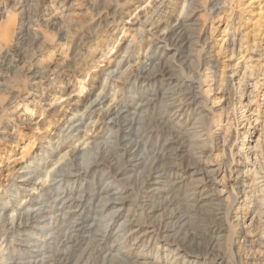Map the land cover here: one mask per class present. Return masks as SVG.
Returning a JSON list of instances; mask_svg holds the SVG:
<instances>
[{
  "label": "bare ground",
  "instance_id": "1",
  "mask_svg": "<svg viewBox=\"0 0 264 264\" xmlns=\"http://www.w3.org/2000/svg\"><path fill=\"white\" fill-rule=\"evenodd\" d=\"M80 1L85 13L79 21L47 20L42 0H16L12 10H0V144L15 145L7 155H20L13 161L12 171L0 167L1 173L8 172L5 183L0 181L5 188L0 204V264H249L246 257L261 246V236L250 239L240 228L242 220L236 213L243 192H231L225 201L219 190L221 168L212 158L216 151L227 148V141L213 132L215 113L202 94L204 71L214 65L206 49L205 32L208 19L225 10L221 8L223 0H156L154 10L143 16L136 15L139 6L131 9L133 0H115L112 4L108 0ZM170 5L182 9L175 21H166L164 10ZM125 19L132 21L128 31L133 28L136 37L103 71L99 65L111 45L108 29ZM43 27L47 31L39 38ZM21 36L24 40L35 37L27 52L17 46ZM57 37L71 41L74 56L66 58L62 69L53 71L44 60L50 58ZM99 45L104 51L98 59L83 55L86 48L97 49ZM154 50L162 59L152 61ZM142 52L143 60L134 64ZM16 63L22 65L20 72ZM166 63L174 83L164 93V111L172 115L179 112L176 124L165 119L159 126L154 119L153 96L139 101L129 116L119 107L121 96L126 95L123 88L106 101L107 87L104 91L97 87L95 93L91 88L84 96L73 98L75 94H67L63 86L68 82L70 65L78 74L77 82H83L89 73L99 74L108 84L121 85L133 78L138 83L152 80ZM4 73H17L20 84L1 88ZM32 106L42 117L21 120L17 109L23 107L27 113ZM77 109L79 120L66 123ZM126 116L130 119L128 131L134 130V134L122 143L121 117ZM53 118L59 125L49 132ZM185 121L181 142L169 156L174 134ZM81 124L82 132L74 139L79 142L70 149L71 145L65 147ZM24 125L34 127L36 133L47 130L49 135L35 148L40 138L32 132L35 141L21 151L19 143L24 135L20 128ZM154 137L158 142L155 150ZM42 144L47 151L42 152ZM228 151L233 155L232 149ZM90 155L93 158L85 162L83 157ZM102 156L110 163L94 174L101 167ZM136 168L142 172L131 184L136 188V200L124 214L121 211L127 206L116 205L124 200V189L117 183ZM176 172L190 175L171 179V184L162 188L165 176L171 178ZM170 189L177 199L183 194L188 215L197 224L183 241L165 229L166 219L159 211L172 200V194H156ZM89 210L92 213L87 219Z\"/></svg>",
  "mask_w": 264,
  "mask_h": 264
},
{
  "label": "rangeland",
  "instance_id": "2",
  "mask_svg": "<svg viewBox=\"0 0 264 264\" xmlns=\"http://www.w3.org/2000/svg\"><path fill=\"white\" fill-rule=\"evenodd\" d=\"M114 1L108 0L110 4ZM223 1L221 8L225 10L219 15L215 14L211 19L207 18L209 21L205 32L206 49L211 54L214 65L204 71L203 81L206 82V85L203 86L202 94L207 97V107L215 113L213 132L216 135L225 136L227 141V148L224 151L223 148L216 151L212 158L214 165L221 168L217 177L220 183L219 190L222 191V197L225 201H228L231 192L233 193L238 189L243 192L239 197L240 210L236 213L238 218L242 220L240 228L243 229L248 238L257 240L261 236L262 241L258 250L255 249L254 253L248 254L245 261L250 262L249 264H260L261 261H264V0ZM15 2L16 0H0V10L4 7H6L4 11L12 10ZM4 3L7 6H4ZM156 4V0H133L130 6L132 10L139 6L136 15L143 16V14L151 13ZM42 6L46 10L47 20L57 17L60 18V21H79L85 13L80 0H42ZM181 10L180 8L175 10V6L170 5L164 10L167 17L166 21H175ZM196 17L198 19L195 23H201L199 15ZM131 22L129 19H125L123 22L119 21L115 26H110L108 32L109 35L113 36H109L111 37V45L105 51V57L100 63L99 69L106 70L108 62L117 55L126 52L129 40H132L137 34L133 28L128 31L130 27H133ZM97 28L92 29V32L95 33ZM45 30L47 31L43 27L41 32H38L39 38ZM32 37L25 39L23 49L20 47L22 52H27L30 49L29 45L31 46L35 42V37ZM70 42L68 39L60 40L57 37L53 48L49 51L51 54L49 60H44L45 65L53 71L62 69L66 65V58L74 56V53H71L73 46L69 45ZM102 48L101 45L97 46V49L86 48L83 55H91L98 59L101 56L99 53L102 54L104 51ZM143 54L144 52L135 57L134 64L143 60ZM16 65V70L20 72L22 65L19 63ZM2 76L4 81H1V88L4 89L17 86L21 82L17 73L15 75L14 73H4ZM95 77V74L86 73L83 79V87H86L77 88L79 94H75L73 98L84 96L83 93L87 94L94 84ZM69 83L68 80L67 84H63L68 91L67 94L72 91ZM239 91L244 93L243 96H240ZM116 93L117 91L112 92L113 95ZM120 96L121 94L117 97ZM34 109L32 106L26 113L23 107H20L17 109V113L21 115V120L40 119L42 117L41 112H38L39 110L34 111ZM18 115H13V118H18ZM6 121V119L3 120L4 123ZM58 125L59 121L55 118L51 128L48 129L49 132L56 130ZM33 128L26 125L20 128L24 135L23 140L21 139L19 143L21 151L29 142H33L34 139L31 138L34 137ZM49 132L47 130L34 132L40 138L37 143L35 142V148L40 146V142H44L43 137H47ZM78 142L71 143L69 149ZM14 146L11 143L0 144V167H8L9 171L15 167L13 161L20 157L18 154L13 157L12 153L7 155L11 148H13L12 150L15 149ZM228 148L232 149L233 155L229 154ZM92 156L83 157V159L88 162L93 158ZM138 172L140 173L141 170L136 168L133 173L128 174L130 176L133 174L135 176L132 177L133 179L126 175L117 183L124 189L121 196L122 200L124 198V202L119 201L116 205L127 206L125 210L121 211L124 214L128 213L130 209L128 206L136 200V188L132 187L142 174L141 172L139 176ZM7 174V171L5 173L0 172V181L3 180V184L6 180L3 178ZM3 186L0 184V204L3 203L5 196ZM89 213H92V210L86 212L87 217H89Z\"/></svg>",
  "mask_w": 264,
  "mask_h": 264
},
{
  "label": "clouds",
  "instance_id": "3",
  "mask_svg": "<svg viewBox=\"0 0 264 264\" xmlns=\"http://www.w3.org/2000/svg\"><path fill=\"white\" fill-rule=\"evenodd\" d=\"M25 43V40L23 36L18 40V47H23ZM152 61L155 62L158 59H162V57L159 56V53L157 50L153 51V55L151 57ZM69 77L68 80L70 81L69 87H72L73 94H79L77 93V88H81L83 86V82H77L78 81V74L76 70L72 69V66H69ZM174 81L169 79V68L167 66V63L163 66L162 71L159 76L152 80H145L143 82H137L135 78H133L131 83H125L121 85L108 84L106 80L102 81L100 75L98 74L94 78V84L91 86L92 92L97 91V87L100 91H104L105 87H107L108 91L105 95V100L111 98V94L114 91H119V88H123L126 95L121 96V102L119 107L124 109L127 113H129V116L133 110L137 108V105L139 101L145 99L146 96L150 95L155 97V104H154V119L158 122L159 126L164 125V120L166 119L169 124H176L179 122V112L177 111L176 115H172L170 112L164 111V93L165 91L172 86ZM144 84H148L149 87L145 89L143 87ZM74 85V86H73ZM76 111L73 112V119L70 121H66V123L71 124L75 123L77 120H79V116L76 115ZM121 125L124 129L123 132V138L122 143H126L128 139L132 137L134 134L133 132H129V125H130V119L129 117H121ZM187 128V122L185 121L184 124L179 127V130L174 134L173 143L169 145L168 148V154L171 156L172 148H174L177 144L181 142V133L185 132V129ZM83 124L80 125L79 128L75 130L73 133V136L68 139V143L65 144V147H68L75 138H78V135L82 132ZM158 148V142L153 138L152 143V149L155 150ZM41 150L47 151L45 145H41ZM187 149L185 148V152ZM53 159H55V156H53ZM163 158L161 160V163H163ZM110 163V161L106 157H101L100 164L101 167H98L95 169L94 174H99L103 171V167L107 166V164ZM187 163V161H186ZM159 171V168L157 169ZM190 175V173H181L176 172L174 176L169 178L167 175L165 176V180L161 184V187H167L171 184V179L181 180V179H187V176ZM172 194V200L168 201L159 211L163 212L166 224L164 225L166 230H170L173 235H178L179 239L181 241L184 240L185 234L190 233L193 231V229L197 226V224H194L191 217L188 215V210L185 205V197L183 194L180 195V197L177 199L175 196L174 190H169V192L161 191L158 194H156L158 197H164L169 194ZM91 213H89V217L87 219H90ZM87 219L86 222L87 223ZM194 239V238H193ZM260 264H264V261H261Z\"/></svg>",
  "mask_w": 264,
  "mask_h": 264
}]
</instances>
